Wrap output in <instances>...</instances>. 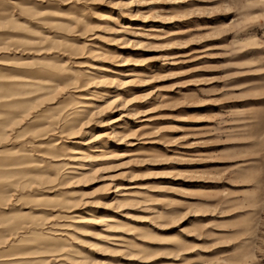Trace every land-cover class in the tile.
<instances>
[{"label":"rangeland","instance_id":"rangeland-1","mask_svg":"<svg viewBox=\"0 0 264 264\" xmlns=\"http://www.w3.org/2000/svg\"><path fill=\"white\" fill-rule=\"evenodd\" d=\"M0 264H264V0H0Z\"/></svg>","mask_w":264,"mask_h":264}]
</instances>
